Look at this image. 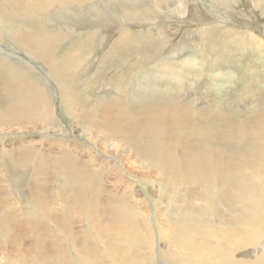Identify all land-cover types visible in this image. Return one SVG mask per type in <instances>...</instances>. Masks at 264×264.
Instances as JSON below:
<instances>
[{
	"label": "bare ground",
	"instance_id": "1",
	"mask_svg": "<svg viewBox=\"0 0 264 264\" xmlns=\"http://www.w3.org/2000/svg\"><path fill=\"white\" fill-rule=\"evenodd\" d=\"M123 1L126 9L121 11L122 16H119V20H124V24L111 29V16L109 20L102 15L99 16L98 19H101V23L98 22L99 20L98 23H94L89 19L85 20L84 17V19L76 17L74 20H77L78 26L75 27L70 23L58 22V19L70 18L69 14H63L58 10L55 12L58 14V19H52L56 17V14L51 11L48 15V10H53L52 8L55 6L64 9L79 7L81 10L79 14L81 12L83 14L88 10L89 4L93 0H0V91L2 93L0 97V140L2 141L9 135L29 134L32 131L23 130L40 128V124H49L61 115L75 119L77 123L83 118L87 120V129L85 128L82 133L86 139L74 137V133L70 129H67L68 132L56 128H53L56 129L55 131H51L42 125L45 131H39L41 136L60 137L57 139H72V141L82 142L76 143L77 146L71 142L65 144L62 142L61 145H64L57 147L54 144L55 147L51 146V150L39 147L32 151V148H36L34 145L27 150L22 149L19 152L10 151L11 153H9L6 146L2 145L4 159L3 163L0 161L3 164V167L0 164V252H2L0 264L2 262L5 264H158V262L164 264L168 260L171 262L169 264H264V129H258L257 132L256 129L249 130L251 133L248 132L250 135L248 141L243 139L247 132L245 128L241 129L243 130L240 134L241 138L238 137L239 135L234 136L233 132L230 133L228 141L240 145L249 144L252 148L245 149L242 153L237 152V155H225L222 152L224 147L222 150L216 149L210 143L207 144L208 146H204L205 149L202 146L197 152L193 153L192 151V154L187 152V148H190L188 144H185L187 148L183 153H177L174 150L175 147L183 146L182 123L188 114L201 115L202 109L196 112L195 107L199 104L201 107L204 99L209 101V97L204 92L203 96L193 95L194 98L184 105L180 103V98L185 100L191 97L188 92L189 77L195 68L203 67L206 63V60H203L206 58L199 61L185 56L186 60L180 62L161 59L156 62L157 59H153L152 69L149 73L154 76L151 79L148 78L146 82L143 81L145 83H141L138 89L139 93H144V100L148 107L142 106L144 113L140 111L139 115L137 112L132 114V110H130L131 107L135 108L138 105V101L136 103L132 101L133 98L138 100L141 97L139 94L135 95L134 90L125 91L126 104L122 102V98L114 96L102 101L103 108L100 111L96 106V111L93 110L92 107L97 103V100L92 99V107L89 111L83 106L82 100H80L83 95L77 92V87L73 83L79 77V82L86 93L91 84L95 85L94 75L89 76L92 71L88 73L87 70H89L88 63L93 58L95 50L94 38L99 33H103L106 39L112 38L111 43L114 41L113 38H118L112 53L106 56L109 60L113 59L115 53L122 54L124 57L127 51L126 47L128 55L134 56L135 51L130 49V43L134 38L138 39L137 43L142 51L150 50L152 56L155 57L156 54L162 56V46L168 43L167 38H172L174 33H178L184 25V29L189 34L183 35L182 38L198 33L204 39L214 40L217 38V35L221 34L217 27L221 18L217 20L215 15L222 12L223 6L232 8V5L237 4L238 0H207L204 4L208 9H204L211 13L209 20L200 14L202 9L199 4L203 0ZM104 2L106 5V0ZM112 2L116 5L115 1ZM121 2L119 3L121 4ZM130 2L131 6L129 7ZM182 2H186L188 5H182ZM251 2L257 5L263 3L261 5L264 6V0H251ZM134 4L140 5L142 8L132 6ZM177 4L179 7L174 8L173 5ZM224 11H226L224 14L227 15V18L235 15L227 8ZM50 17L52 18L49 19ZM32 18L38 20L41 27L33 26L35 28H32L19 23L21 20ZM70 20L72 21V17ZM262 20L264 22V19ZM144 21H152L153 25L142 29L137 28L138 30L130 27H134V24L143 25ZM48 26L58 27L57 30H51ZM259 26L260 32H262L261 36L264 38V24L261 23ZM153 27L152 32H146L148 28ZM254 27L252 26V28ZM232 29H224L225 33L223 34H227L224 35L225 38L230 36ZM139 30L142 33H135ZM241 33L236 31L231 35L239 36ZM247 37L254 40L262 38L251 31H247ZM71 38H74L73 42L70 41ZM191 38L193 39V37ZM259 41L257 52L260 50L264 55V41ZM6 43L10 44L12 48L6 47ZM184 45L182 44V48ZM61 46H67L66 49H68L62 55H60ZM17 48L18 50H16ZM175 51L180 50L176 49ZM3 52H6V55ZM187 52L189 54V51ZM83 54H85V59L81 56ZM137 60V62L135 59L130 61L132 68H137V64L140 63L139 56H137ZM85 61L86 63H84ZM83 64H86L85 71L82 70ZM220 64L218 65L220 66ZM214 68L216 69V67ZM232 71H228V74H232ZM36 72L41 73V85L37 81L39 78L36 76ZM119 74L122 75L121 72ZM213 75L215 79H220L224 78L227 72L217 71L214 74L213 70ZM214 80L212 81L214 82ZM137 81L140 80L137 79ZM44 82H47L49 86L53 85L54 92H56L54 95L57 96L56 101L60 103V108L53 102ZM217 82L219 81L217 80ZM109 87L111 86L105 83L96 96L99 98L101 94L106 93V90L110 91ZM165 91L168 93L165 94ZM191 93L194 94L192 91ZM126 96L132 100L130 99V101ZM210 102L208 103L210 104ZM79 107H81L80 110ZM135 109L137 110V107ZM60 111L61 115H59ZM151 115L153 116L152 125L145 123L147 121L140 122L139 119L142 121L143 117ZM15 126L20 132L10 131ZM196 128L193 127V134L199 136L201 134L200 127L198 133L195 131ZM169 129L177 132L178 136L173 142V146L169 145L170 135H167L164 141L165 133ZM203 135H201V140ZM212 139H214L213 136ZM98 140L101 142L102 146H100L104 148L103 151L97 148ZM194 144L198 143L194 141ZM127 146L130 149H127ZM119 150H123L127 154V162L132 166L131 168H135L136 175L147 174L152 177L153 174V178L160 176V179L163 180L161 191L168 195V197L166 196L169 202L167 209L170 211L167 212L174 214L177 221L179 219L184 227H181L180 223L177 226V223L176 225L170 222L167 227L164 220L155 215H152L148 220L143 214L145 213V210L143 211L144 202L138 203L137 201L136 205L130 204L126 195H129L132 200H139L140 193L146 191L140 187V184L139 190H137L138 187H134L136 182L133 181L134 179L129 173L126 177L117 172L119 162L110 157L112 153L109 151L118 152ZM81 156L85 157V160ZM18 157H20V161H17ZM98 158L101 159V162ZM178 160L180 164H176ZM15 163L20 166H18L19 168H30L32 170L31 177L37 180L28 184L29 182L21 183L22 179L15 178L16 180L11 179L10 183V173L13 171V177L17 176L14 171L15 167L10 171V167L15 166ZM164 163L165 167L167 166L172 171V166H174L175 171L164 173L160 166ZM138 164L139 166H137ZM112 175L116 178L114 186L116 189L119 188V191L114 194L110 193L105 198L102 195L104 179L106 180L107 176V180H109ZM4 177L8 179L5 180ZM124 179H127L129 183L124 182ZM54 182L56 185L59 184L57 188H51ZM194 184L195 187H190ZM10 185L12 187L15 185L19 189L15 190L18 195L15 196V192H10ZM126 186L132 191L129 193L127 189L124 194ZM106 192L108 191L106 190ZM145 198L147 199V197ZM225 209L230 212V215L226 212L229 218ZM203 215H207V217ZM175 216L174 218H176ZM84 218L88 219L89 226L84 230L83 235L95 245H89L87 242L89 239H86V246L81 247V245L73 250L75 259H72L65 242V234L72 235L75 240H78L81 235L75 232L73 224L74 221H81ZM137 219H140L143 229ZM62 224H66L65 233L61 231ZM158 224L162 226L161 230ZM48 225L51 227L49 228ZM53 228H55L54 232ZM171 228L179 229V232L182 233L183 237H180L179 242H175L172 237L169 238ZM28 233H33L31 237L36 238V243L35 245L31 244V247H25L26 250H24V243L17 246L18 239L24 238ZM159 238L167 243L170 240L169 245L171 246L164 252L165 259L157 251V239ZM105 239L112 242L106 244ZM256 244H259L260 248L251 255L249 260L237 257L236 254L239 251ZM10 248L21 252V254L15 252L17 255L10 257Z\"/></svg>",
	"mask_w": 264,
	"mask_h": 264
},
{
	"label": "rangeland",
	"instance_id": "2",
	"mask_svg": "<svg viewBox=\"0 0 264 264\" xmlns=\"http://www.w3.org/2000/svg\"><path fill=\"white\" fill-rule=\"evenodd\" d=\"M112 1H115L116 5H114V2H112ZM121 1H123V0H118V2H117V0H106L107 4L105 5L104 0H93V2L91 4H89L88 10L85 11L86 13L84 12L83 14H82V12H81V14H79L80 11H81L79 7H69L68 9L67 8L64 9V8H60V7H56L55 6L54 8H52L53 10H48V15H49V13H51V12L55 13L58 10L62 11L63 14H69L70 18L67 17V18H64L63 20L58 19L57 18L58 14H56V13H55L56 17H53V18L50 17L49 19H51V18L52 19H58V22H62L63 21L64 24L70 23L71 25H73L75 27L78 26L77 20H74V18H76V17H77V19L78 18H80V19H84L85 18V20L89 19V20H91L94 23H98V22L101 23L102 22L101 19H98L99 16L101 17V15H102L103 17H105L108 20H109V18L111 16L110 21L112 23L110 24V28L113 29V28H115V27H117V26H119L121 24H124V20L123 21L119 20V18L122 16L123 9H126L125 5L123 4L124 1L123 2H121ZM129 1H131V0H129ZM119 2H121V4ZM205 2H207V0H203L199 4V7H201V9H202L200 11V14H203L202 17L203 18H207V20H209V18L211 17V13H209V12H207L205 10V9H208L207 6L204 4ZM182 3L181 4L184 5V6H186V4H187L186 2H182ZM97 4H98V8H97ZM141 4H143V3H141ZM261 4H263V3H260L259 5H257L255 3H252L251 0H249V1H247V0H238L237 4H233L232 5V8H229V7H225L224 8V6H223L222 12L217 13L215 15V18L217 20H218V18H221V19H219L220 24H218L219 26H217L219 31L221 32V34L217 35L218 39L217 38H215L214 40H212L210 38H205L204 39V38H201L200 33H198L196 35H192L190 37H187V38H189L188 41H187V38H182L185 35L189 34L187 32V30L184 29L185 28V25H184V27L182 29H180L178 31V33H174V36L172 38H167L168 43H165L166 45L164 44L165 46H162V48H163L162 56L159 55V54H156V56L154 57V56H152V54H150L151 53L150 50L149 51H142L140 49L141 47L137 43L138 39L134 38V40L130 43V49H133L135 51L134 56H129L128 55V52H127L128 48L125 46L127 51H126L124 57H123L122 54L121 55H117L115 53L113 59L109 60L108 58H106V56L109 55V53L110 54L112 53L114 44H115V42H116V40L118 38H113L114 41L111 43V39L112 38L109 37V38L106 39L105 35H103V33H99L94 38V45L93 46H94L95 50H94V53H93V58L90 59L91 61H89V63H88V65H89L88 69L89 70H87L88 73H90L92 71V73L89 76L94 75L93 79H95L94 80V84L95 85L91 84L90 87L87 89V93H86V91L82 88V85L79 82V77L76 80L73 81V83H75V86L77 87V89H76L77 92L80 95H83L82 98H80V100H82L83 106L86 107L90 111V108L92 107L91 100L95 99V100H97V103L94 104L92 108L95 111H96V108H97V110L100 111L103 108L102 105H101L102 101L111 99L114 96H118V97L122 98L121 99L122 102H125V104H126L127 101H125L126 100L125 99V95H126L125 91L126 90H129V91H133L134 90L133 91L134 94L135 95L139 94V95H141V97H139L138 100H137V98H135V99L133 98V100H132V98H128L127 96H126V98L129 99V100L131 99L134 103H136V101H138L137 102L138 105L135 104V105H137V106H135V108L137 107V110L135 108H133V107H131L130 110H132V114L137 112V114L139 115L140 111L142 113H144V108L143 107L144 106L147 107L146 106L147 102L144 100V93H139L138 89H139L141 83L142 84L145 83L148 80V78L151 79L154 76V75L149 73V72H151V69H152V64L151 63H153V61H154L153 59H157L156 62H158V60H160V59L163 60V61L164 60H166V61L175 60L173 62H180L182 60H186V57L190 58V59H197L199 61H202L203 58H206V59L203 60V61L206 60V63L203 65V67L202 68H195L194 72L189 77L190 81H189V84H188V92H190V96L191 97L189 96L190 98L185 99V100L180 98V103L182 105H184L189 100H192L194 98V96H196V95L203 96L204 92H206L207 96L209 97V101H208V99H204V101H202V103H201V107H200V104L195 107L197 109L196 112H199L200 109L203 110V111L201 110V112H202L201 115H199V114H196V115L188 114V116L189 115L190 116L189 117L187 116L186 119L184 120V122L182 123L183 124V129H182V137H183L182 145L183 146H180V148L175 147L174 150H176L177 153L178 152H182L183 153L185 151V149L187 148V145H185V144H188V146H190V148H187V152L192 154V151H193V153L197 152L202 146H203V149H205L204 146L209 144V143L212 145L213 148H216V149L222 150L223 147H224L222 152L225 155H230V154L231 155L232 154H236L237 155V152L242 153V152L245 151V149L246 150L252 149V148H250L249 144H243V145L241 144L240 145L238 143H232V142L228 141L227 139H230V138H228V135L230 133H232V132L234 133V136H238L239 135L238 137L241 138L240 134H242V131H243L241 129L245 128L247 132H245L246 136H244L243 139L245 138L246 141H248V139H249L248 136H250L249 133H251L249 130L252 129V131H253V130L256 129V132H257L258 129H261V130L264 129V86H263L264 85V63H262V62H264L263 61L264 60V55L261 54L260 50H259V52H257L258 51V49H257L258 45H260V44H258V43H260L259 40H263L264 41V38L261 36L262 32H260L261 28L259 26V24H261V23L264 24V22L262 20V19H264V15H263L264 14V9H263L264 6L261 5ZM171 5H172V3H171ZM6 6L8 7V5H6ZM106 6H108L109 10L106 9L107 8ZM130 6H131V2L129 3V7ZM132 6L141 7L140 5H137V4H134ZM87 7H88V5H87ZM173 7L174 8H178L179 4L173 5ZM226 8L229 9L231 11V13H233L235 15L230 17V18L229 17L227 18V15L224 14V12H226V11H224ZM73 9L76 10V11H74ZM260 12H262V13H260ZM70 13H72L73 15L72 14L70 15ZM71 17H72V21L70 20ZM112 17H113V19H112ZM93 18H94V21H93ZM255 18L258 19V20H256ZM115 19H116V22L114 23ZM230 22H234V23H230ZM19 23L21 25H25V26L32 27V28L41 27L39 21L38 20H34L33 18L32 19L21 20ZM167 23H169V22H167ZM151 24L153 25L152 21H144L143 25L134 24V27L133 26H130V27L135 28L136 30H138V29H142L143 27H148V25L152 26ZM131 25H133V24H131ZM237 25H239V26H237ZM33 26H35V27H33ZM252 26L253 27L255 26V27L252 28ZM53 27H55V29H53ZM53 27L52 26H48V28L51 29V30H57L58 26H53ZM246 27H249L250 29L248 30ZM226 28H228V29H232L233 28L231 34H233V32H236V31L237 32H242V33L239 36H234V35L230 34L229 37L225 38L224 37L225 34H223V33H225L224 29L226 30ZM87 30H88V28H87ZM153 30H154V27L153 28H148L146 30V32L147 33L148 32H152ZM242 30H244V31H242ZM247 31H249V32L251 31L252 33H255L257 36H260L262 38H257V40H254L252 38H248L247 37ZM135 33H142V32H141V30H139V31H137ZM102 35H103L104 38L102 37ZM222 36H223V38H221ZM191 37H193V39ZM73 40H74V38L70 39V41H72V42H73ZM233 42L234 43L237 42V43L234 44ZM180 43H182L183 45L185 43L183 48H182V44L180 45ZM250 43H252V45H249ZM6 44H4V45H6V47L12 48V46L10 44H8V43H6ZM170 46H172V47H170ZM192 46H194V47H192ZM66 48H67V46H63V47L61 46L60 47V55H62L64 53V51L68 50ZM236 48L238 49V51H237ZM176 49L177 50L179 49L180 51H175ZM183 49H185V50H183ZM234 49H236V50H234ZM16 50H18V48ZM20 50H22V49H20ZM186 50L189 51V54H188V52ZM24 51H26V50L24 49ZM120 51L123 52L124 50H120ZM102 52H103V55L101 56ZM185 52H186V54H184ZM253 52H255V53H253ZM168 53H170V54H168ZM192 53H193V55H192ZM3 54L6 55V52L5 53L3 52ZM256 54H257L258 57L256 56ZM188 55H190V56H188ZM81 56L85 59V54H83ZM137 56H139L140 63L137 64V68H132L131 65H130V61L135 59V61L137 62L138 61L137 60ZM172 56L174 58H178V59H174ZM240 59H241V61H240ZM217 60H219V61H217ZM84 63H86V61ZM210 63H212V64H210ZM90 64H91V66H90ZM218 64H220L221 67ZM85 65L86 64H83V66H82V70L83 71H85L84 70ZM95 65H97V66H95ZM104 65H106V66H104ZM145 65H147V66H145ZM214 67H216V69ZM212 69L214 70V74H216L217 71L227 72V75L224 78H220V79H224V80L222 81L220 79H215ZM228 71L229 72L232 71L233 73L232 74H228L229 73ZM47 72H48V70H47ZM119 72H121L122 75H120ZM130 72H132V73H130ZM81 73H82V71L80 72V74ZM36 74H37L36 76H38V78H39V80H37V81L41 85L42 84L41 73L40 72H36ZM235 74H236V76H235ZM139 75H140L141 78L139 77ZM206 75H208V76H206ZM207 77H209V78H207ZM137 79L140 80V81L138 82ZM212 80H214V82ZM217 80L219 82H217ZM143 81H145V82H143ZM210 81H212L213 84H212V82L210 83ZM215 82H217V83H215ZM224 82H226V83L229 82V83L228 84H226V83L224 84ZM84 83H85V80H84ZM105 83L109 84L111 86V87L108 88V89H110V91L107 92V90H106V93L101 94V96L98 98L96 96V93L101 88H103ZM44 84L46 85L45 88H48V93L52 96L53 102L55 103L56 106H59V108H60V103L58 101H56L57 96L54 95V93H56V92H54L55 89H54L53 85L50 84V86H49L47 82H44ZM217 85H219V86H217ZM224 85H227V86H224ZM194 87H196V88H194ZM225 87H226V89H224ZM113 88L115 89V91H114ZM244 88L246 89V91H245ZM256 88H259V89H256ZM191 91L194 94H192ZM128 92H126V93H128ZM167 93L168 92L165 91V94H167ZM86 94H88V95H87L86 99L83 100V98L85 97ZM106 95H108V96H106ZM177 95H178V93H177ZM1 96H2V93L0 91V97ZM96 98H98V99H96ZM219 98H220V100H219ZM205 100H207L208 102L211 101L210 104L207 101H205ZM211 104H213V105H211ZM157 105H158V103H157ZM258 105H259V108H258ZM95 106H96V108H95ZM80 109H81V107H79V110ZM211 111H212V113H211ZM192 112H194V111H192ZM59 115H61V111L59 112ZM151 116H145V117L142 118V121H141V119H139V120H140L141 123L147 121L145 123H147L149 125H152L153 116H152V118H151ZM193 116H195V117H193ZM146 118H148V119H146ZM169 120H167V121L170 122ZM86 124H87L86 118H83V119L79 120V122L77 123V121L75 119H71V118H69L66 115H61L60 117H56L53 122H49V124H47V123H45V125H44V123L40 124V126H39L40 128H38V127L35 128L34 127L33 129L23 130V131H32L29 134L14 135V136L13 135L12 136L9 135L8 137H5L2 141L0 140V161L3 163V159H4V156H3L4 152L2 150V145L3 144L6 146L7 152H9V153L15 152V151L19 152L22 149L27 150V148L34 147V145H36L35 146L36 148H32V151H35L39 147L40 148L45 147V149L51 150V146L55 147L54 144H56L57 147H60V146L64 145L67 142H71V144H75V146H77L76 143H82V142H80L78 140H73L72 141V139H62V138H61V140L57 139V138H60V137L53 138V137H50V136H46V137L45 136H41L39 131H45L44 130V128H45V129H51V131H55L57 129V130H60V131L68 132L67 129H70L74 133V137H81V138L84 139L85 136H83L82 133H83V131H85V128L87 129V125ZM42 125L44 126V128H43ZM257 126H259V127L257 128ZM193 127H195V128L197 127L196 130H195V131H197V133H198V128L200 127L199 131H200L201 134H199V136H197V135L195 136L193 134ZM53 128H56V129H53ZM78 129L80 130V132H78L79 131ZM174 129L175 128H173V130ZM202 129H205L207 131L202 130ZM227 129H229L230 131L227 130ZM173 130L172 129L167 130L166 133H165V136H164V141H165L166 136L170 135V138H169V141H171L170 144H169L170 146H173L174 145L173 142L178 138L177 132H174L175 130L174 131ZM10 131L13 132V133L20 132V131H17V126L13 127L12 130H10ZM203 133H204V135H203ZM92 135H94V134H92ZM201 135H203L202 136V140H201ZM212 136L214 137V139H212ZM184 138H186L187 140L184 139ZM32 139H34V141H31ZM194 141H195V143L197 142L198 144H194ZM62 142L64 144L61 145ZM58 143H60V144H58ZM189 143H191V144L189 145ZM96 144H97V148L99 150H102V151L104 150V148L101 147L102 145H101V142H99V140L97 141ZM85 145L88 146L87 143H85ZM244 146H246L247 148L244 147ZM127 149H130V147L127 146ZM232 151H234V152H232ZM109 152L112 153L110 155V157L116 159L119 162L118 163L119 167H118L117 172L119 174H121V175L126 176V177L128 175L127 173H129L131 175V178L134 179L133 181L136 182V184L134 183V187L137 188L139 186V184H140V187L144 188L145 191H146V192H141L140 193L139 200H136V199L132 200V199H130L129 195H126L128 197V201L130 202V204L131 205H136L137 201H138V203H140L141 201L144 202L143 203L144 204L143 211L145 210L144 211L145 213H143V214L145 215V217L148 220H150V217L152 215H155L156 217H159L160 219L164 220V222L166 223L167 227H168V222L173 223V224L180 223L179 219L177 221V217L174 214H171L170 212H167L169 210V209H167L169 207V202H168V198H167L168 195L161 191V184H162L161 182H163V180L160 179V176H158L159 178H153V176H154L153 174H152V177L148 176L147 174H144V176L136 175L135 168H131L132 166H130V164H128V162H127V154L123 150H119L118 152H114V151H109ZM229 152H232V153H229ZM80 153H81V151H80ZM82 158L85 160V157H82ZM99 160L101 162V159H99ZM17 161H20V157H18ZM179 162L180 161L178 160V162H176V164H178ZM200 162H199V165H200ZM2 163H0V164L3 167ZM15 164H14L15 166H13V167L11 166L10 167V171L14 170L13 168L15 167L16 170H14V171H16L15 175H17V176L13 177V175H14L13 173L14 172L12 171L10 173V183H11L12 180H16V179H22L23 182L21 181V183L29 182L28 184H31V182L37 180V179L31 177L30 174L32 173V170L30 168H22V167L19 168L20 166L17 165V163H15ZM137 166H139V164ZM160 166L162 167L164 173H171L172 170H169L167 168V166L165 167V163L164 164H160ZM172 168H173V171H175L176 168L174 166H172ZM164 169H165V171H164ZM167 171H169V172H167ZM114 177L115 176L112 175V176H110V179L107 180V176H106L105 177L106 180L104 179V183H103L104 191L102 192V195L105 198H107L106 195H108L110 193L114 194V193H116V191L117 192L119 191V188L116 189L115 186H114L115 185L114 183H116L115 182L116 178H114ZM164 177L166 178L165 175H164ZM26 178H28V179H26ZM4 179L7 180L8 178L4 177ZM123 181L129 183V181L127 179H124ZM58 185L59 184L56 185V182H54V183H52L51 188H57ZM14 187H15V185L13 187L10 185V192L11 191L15 192L14 194L16 196L18 194L16 193L17 191H15V190H19V189L17 187H15V188ZM190 187H195V184L194 185H190ZM106 190L108 192H106ZM126 190L129 193L132 191L131 188L129 189V187L126 186L124 194H125ZM137 190H139V187L137 188ZM145 197H147V199ZM10 200H12V199L10 198ZM0 201H1V198H0ZM103 204H105V203H103ZM196 205H199V204H196ZM226 212L230 215V212L225 209V213ZM228 214H227V217H228ZM174 216L176 218H174ZM203 216L207 217V215H203ZM69 220H70V217H69ZM140 223H139V225L142 228L143 224L142 223L140 224ZM48 226H49V228L51 227L50 225H48ZM88 226H89V221L86 218H84L81 221H76V222L74 221L73 228H74L75 232H77V233H79L81 235V237L78 240H75L72 235H66L65 234V237H66L65 238V242H66V245L68 246V249H69V252H70V255H71L72 259H75L74 255H73V250L74 249L78 248L81 245H82L81 247L86 246L87 242H89L88 243L89 245H95V243L93 244V242H91V240L89 238H88L89 239L88 240L87 237H85L83 235L84 230H86V228ZM158 226H159V228L162 227L159 224H158ZM177 226H179V224ZM180 226L184 227L181 223H180ZM61 227H62L61 231H63V233H65L66 232V230H65L66 224H62ZM54 230H55V228L52 229L53 232H54ZM160 230H161V228H160ZM176 233H177V235H176ZM32 234L28 233L27 235H25L24 238L18 239L19 240L18 241L19 244H17V246H21V244L24 243L23 249L26 250L27 247H31L32 245H35L36 238L31 237ZM178 234H180V235L178 236ZM181 235H182V233L179 232V229H172V228L170 229L169 238L172 237V239L175 242H179L181 240L180 237H183ZM177 237H178V239H177ZM157 240H158V242H157V246H158L157 251L165 259L166 257H165L164 252L167 249H169V247L171 246V245H169L170 244V240H169V243H167L166 241H164V240H162L160 238L157 239ZM107 241H109V242H107ZM105 242L107 244V243H111L112 241H110L109 239H105ZM258 246H259V244H256V245L252 246L253 248L252 247H248L246 249H242L236 255H237V257H239V259H244V260L248 259L249 260L252 257L251 255H253L257 251V249L260 248ZM15 252H17V251L10 248V255H11L10 257H14L17 254H21V252L20 253L17 252V254ZM0 255H2V252H0ZM169 263H171L169 260L164 262V264H169ZM2 264H5V262H2ZM158 264H160V263L158 262Z\"/></svg>",
	"mask_w": 264,
	"mask_h": 264
}]
</instances>
